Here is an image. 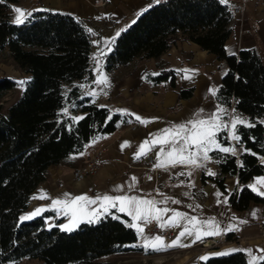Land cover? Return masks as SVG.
I'll return each instance as SVG.
<instances>
[{
  "label": "trees",
  "instance_id": "1",
  "mask_svg": "<svg viewBox=\"0 0 264 264\" xmlns=\"http://www.w3.org/2000/svg\"><path fill=\"white\" fill-rule=\"evenodd\" d=\"M15 1L0 3V54L7 53L29 79L19 96L3 107L2 97L15 88L16 81L0 77V264H16L23 258L36 259L39 264H113L105 258L148 253L143 247H133L139 244L136 231L126 226L129 217L114 210L99 222L81 223L71 232L46 227L43 215L21 222L19 215L34 189L47 179L48 167L80 153L97 135L114 132L122 118L79 87L87 85L93 75L86 22L41 10L17 25L7 13L8 4ZM135 21L116 38L104 70L112 74L134 59L154 58L159 75L145 72L142 78L151 84L168 79L174 85L175 72L162 66L160 56L177 38L191 40L214 54L225 68L216 104L232 107L255 127L241 126L242 142L234 144L240 151L235 156L217 153L216 175H202V180L211 179L224 190L225 178L236 176L243 186L230 197L232 209L246 210L250 203L264 207V197L247 186L252 177L264 174V63L255 49L226 53L231 10L220 0H167ZM191 94L192 88L178 92L180 99ZM65 107L67 116L61 114ZM81 115L85 118L73 124L71 117ZM226 138L227 132H222V143L231 146ZM225 239L235 236L227 233ZM202 264H246V255L238 251L213 256Z\"/></svg>",
  "mask_w": 264,
  "mask_h": 264
},
{
  "label": "crops",
  "instance_id": "2",
  "mask_svg": "<svg viewBox=\"0 0 264 264\" xmlns=\"http://www.w3.org/2000/svg\"><path fill=\"white\" fill-rule=\"evenodd\" d=\"M151 1L40 0L38 6H33V0H17L8 4L7 13L12 22L15 16L13 12L15 7L32 13L35 12L34 9L57 11L85 21L88 29H92L96 34H90V62L93 75L91 81L84 88V93L95 89L98 95L94 101L99 105L107 106L112 112H116L117 109H127L144 118H159L155 123L145 126L135 121L134 117H125L123 122L122 120L118 122V127L114 132L97 135L85 144L80 153L71 155L60 164L49 166L47 179L34 189L28 206L20 213L19 217L32 213L38 207L43 208L46 210L35 217L43 215L46 227H50V225L58 227L68 221L63 215L57 217L56 212L52 210V199L62 198L64 193H69L72 196L88 195L89 197H95L98 193L115 195L120 194L113 191L115 186L123 185V191L130 195L159 200L162 198L160 195L162 193L164 196L180 201L179 204L169 203L168 207L186 212L188 215H197L203 218L214 217L222 227L229 223H235L232 221V217L247 222L238 224V231L229 232L235 236V239L232 240L225 239L226 234H222L213 236L218 237V242L212 246L202 245L206 239L213 238L206 237L188 247H172L162 251L149 250L148 253L128 252L105 258L109 260L122 256V260H118L114 264H202L205 261L200 260V257L219 256L214 254L228 249H264V207L258 203H250L249 207L242 211H235L231 207L230 197L243 186L238 178L236 176L226 177L224 190H221L211 179L202 180V175L208 176L207 169L217 172L214 156L218 152L210 153L212 159L207 162L206 168L196 170L191 181L187 176L179 175L181 172L188 171L183 166L170 167L167 170L159 169L160 177L156 181L153 170L141 167L143 159L149 155L153 156L155 163L156 150L139 160L134 159L139 144L148 137L149 133L168 126L170 123L185 121L198 109L213 110L216 102L214 97L207 93V88L218 87L225 70L214 54L202 49L191 40L177 38L170 48L160 56L162 66L171 68L175 72L174 85L170 84L168 79L158 84H151L142 78L145 72H158L154 58L134 59L112 74L107 73L104 70V62L109 52L105 48L104 41L110 40L121 29L129 27L132 21L138 17V13L144 12L145 8L149 9ZM225 5L232 12L231 30L224 42L226 53L236 54L241 49H255L264 63V0H228ZM236 7L241 8L239 11H234ZM111 47L113 48V44ZM101 49H104L107 54L101 55ZM94 57L99 58L100 67L110 81V87L103 91L94 83L97 75L94 72L96 67ZM9 58L11 59V57ZM11 61L14 66L13 72L2 76L11 77L17 83L19 80L27 81L29 74L22 72L12 59ZM178 69H196L198 72L194 79L185 80L182 79L183 73L178 72ZM185 88H192V94L188 98L180 99L179 89ZM104 92L107 94L105 95ZM228 110L231 112L232 107ZM242 116L246 118L244 115ZM129 119L132 121L131 123L127 122ZM261 121L264 123V117ZM134 123H138V125L132 127L131 125ZM97 137L100 139L96 140ZM125 141L129 143L121 150V144ZM232 145H234L233 142ZM236 148L238 153L240 148ZM97 152H100L102 163L96 173L80 180L74 179L72 171ZM131 177L137 178V187L129 192L128 184L131 183ZM259 177H264V174L252 177L247 186ZM181 181L184 183L182 184ZM190 182H194L195 186L188 187ZM217 192L223 194L219 198L221 200L227 196V205L217 203L218 198L215 195ZM185 193L188 195L186 196ZM41 195L46 198H39ZM195 205L200 207L193 210ZM253 211L257 213L255 217L252 216ZM151 224L157 225L156 222ZM143 226L146 234L149 235H161V232L164 231L171 232V237L165 238L166 243L175 239L179 231L182 230L181 227H173L157 232L150 228V224ZM142 243V240L138 238V244ZM184 243L189 244L191 240H185ZM245 255L246 264H248L249 257L247 253Z\"/></svg>",
  "mask_w": 264,
  "mask_h": 264
},
{
  "label": "snow or ice",
  "instance_id": "3",
  "mask_svg": "<svg viewBox=\"0 0 264 264\" xmlns=\"http://www.w3.org/2000/svg\"><path fill=\"white\" fill-rule=\"evenodd\" d=\"M5 0H0V3ZM222 4H227L228 0H220ZM161 3V0H155V4ZM155 5H149L153 7ZM145 8L143 11H147ZM33 11H41V9H34ZM15 13L13 23L20 25L27 21L31 17L32 12L15 7L13 8ZM143 12L138 13L142 15ZM132 23H136L135 20ZM87 31L95 35L92 29ZM125 29L118 31L114 37L110 40H105V48L107 52L112 50L111 45L115 42L116 37L121 35V32ZM104 49H101V55H106ZM234 54V53H230ZM96 60V79L95 85L103 89L110 87V81L106 73L100 67L99 58L94 57ZM178 72L183 73L182 79L192 80L197 75L198 70L196 69H178ZM150 75H159V73H151ZM227 75V73H225ZM147 79V76L144 77ZM27 81H18V85L23 89ZM81 88H85L86 85H79ZM219 91L218 87H208L207 93L212 97H216ZM87 95L95 97L98 93L93 89L92 91L86 92ZM106 95L107 93L104 92ZM75 105H73L74 107ZM104 107V106H101ZM69 109L65 107L62 109V115L67 116ZM116 112L121 116L122 122L125 117H134L135 121L141 125L147 126L150 123L158 121V117L144 118L138 114L131 113L127 109H117ZM85 116H73L71 120L73 124L83 120ZM112 116L109 115L107 120L110 121ZM127 122L131 123L129 119ZM243 127H255L254 123L249 122L241 114L236 113L235 109L229 112L228 109L216 104L214 109L211 111L203 108L195 111L191 117L180 123H170L168 126L157 129L154 132L148 134L138 146V151L134 155V159L139 160L142 157L147 156L153 150H156V160L153 164L154 169L167 170L170 167L183 166L188 169L186 172L179 173L180 176H187L189 181L193 173L198 169L206 168L207 162L212 157L210 153L218 152L223 154H231L235 156L237 154V148L235 145H240L242 137L239 132V128ZM227 132V140L230 145L235 142V145L224 146L220 139V134ZM97 137L96 140H99ZM95 143V141H93ZM128 141L121 144V150L128 145ZM245 152H250L249 149H244ZM82 155V153H81ZM219 162V160H217ZM243 167V163L240 164ZM206 174L208 176H215L216 173L212 169H207ZM152 179V177H149ZM136 177H131V183L128 184V190L131 192L137 187ZM183 184L184 182L181 181ZM194 182H190L188 187H194ZM251 191L257 195L264 197V177H259L254 182L248 185ZM123 185H117L113 189L114 192L120 194H96L95 197H89L88 195H76L72 196L69 193H64L62 198L52 199L51 206L57 214V217L63 215L67 218V223L58 225L62 231L71 232L75 230L81 223H97L104 216L115 213H121L129 217L130 223L126 226L136 231L137 237L142 240V244L133 245V247H143L145 251H162L172 247H188L197 241H202L206 237L220 236L227 234L232 231H238V224H244L247 221L237 220L236 217H232V221L235 223H229L227 226L222 227L221 223L214 217H199L197 215H188L186 212H181L176 209L170 208L167 205L179 204L180 201L171 199L170 197L164 196L162 193L161 199L145 198L138 195H130L123 191ZM187 196L188 193H185ZM217 203L228 204L227 196H224L223 200L219 199L223 194L220 192L215 193ZM37 198V197H34ZM39 198H46L41 195ZM59 206V207H57ZM199 205H195V208H199ZM46 209L36 208L32 213L21 216V222L34 218L36 215L42 213ZM257 213L252 212V216L255 217ZM119 218V217H116ZM156 222L157 226L161 231L173 228L181 227L175 239L166 243L165 238L162 235H149L146 234L145 227L143 225L151 224ZM51 227V225H50ZM191 240V243H184L185 240ZM244 251L247 253L249 259L248 264H264V249H228L214 255L225 256L234 252ZM200 260L207 261L208 255L202 256Z\"/></svg>",
  "mask_w": 264,
  "mask_h": 264
},
{
  "label": "built area",
  "instance_id": "4",
  "mask_svg": "<svg viewBox=\"0 0 264 264\" xmlns=\"http://www.w3.org/2000/svg\"><path fill=\"white\" fill-rule=\"evenodd\" d=\"M165 1H167V0H161V3L165 2ZM39 4H40V0H34L32 3L33 6H38ZM150 5H156L155 0H152ZM240 8L241 7H236V8H234V11H239ZM137 125H138V123H134L131 126L136 127ZM233 144H235V142H233ZM101 163H102V160L100 157V152H97L96 154L92 155L84 164L75 168L72 171V175H73L74 179H76V180H80L86 176L93 175L99 169V167L101 166ZM153 164H154V158H153V156L149 155L145 159H143V161L141 163V167L149 168V169L153 170L154 171V179L157 181L160 177V173L158 172L159 169L153 168ZM150 228L153 231H157V232L160 231L158 226L155 224H150ZM161 235L164 238L168 239L171 237V232L164 231V232H161ZM217 242H218V237H213L211 239H206L205 241H203L202 245L203 246H212V245L217 244Z\"/></svg>",
  "mask_w": 264,
  "mask_h": 264
},
{
  "label": "rangeland",
  "instance_id": "5",
  "mask_svg": "<svg viewBox=\"0 0 264 264\" xmlns=\"http://www.w3.org/2000/svg\"><path fill=\"white\" fill-rule=\"evenodd\" d=\"M13 68L14 66L12 64L11 59L8 57L7 53L5 52L1 53L0 54V76L2 77L3 74H8V73L13 72L14 70ZM21 91H22L21 87L16 82L15 88L6 92L5 95L2 97V102H1L2 106L6 107L7 105H9L13 100H15L19 96ZM118 260L121 261L122 256L121 257L117 256L116 258L114 257V258L109 259V261L113 264ZM4 264H8V263H4ZM16 264H39V261L36 259L23 258L20 261H18Z\"/></svg>",
  "mask_w": 264,
  "mask_h": 264
}]
</instances>
